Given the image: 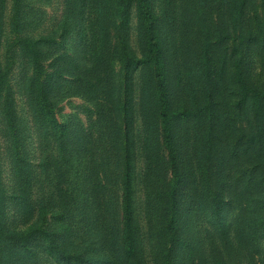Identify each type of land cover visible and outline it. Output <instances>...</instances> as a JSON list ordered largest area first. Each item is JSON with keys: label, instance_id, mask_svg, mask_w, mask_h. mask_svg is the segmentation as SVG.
Wrapping results in <instances>:
<instances>
[{"label": "trees", "instance_id": "1", "mask_svg": "<svg viewBox=\"0 0 264 264\" xmlns=\"http://www.w3.org/2000/svg\"><path fill=\"white\" fill-rule=\"evenodd\" d=\"M42 1L12 0L13 28L24 31L22 117L0 71L11 175L8 191L0 181V264L239 263L224 209L235 195L222 166L228 107L217 43L227 37L221 14L234 41L263 43L264 0L253 37L242 29L247 0H161L159 13L154 0H59L47 22ZM238 64L230 89L237 113L251 108L255 123L264 76L247 85ZM66 97L82 101V120H56ZM29 129L45 140L35 157ZM255 199L264 217V195ZM246 222L234 241L243 259L258 227L253 215Z\"/></svg>", "mask_w": 264, "mask_h": 264}, {"label": "rangeland", "instance_id": "2", "mask_svg": "<svg viewBox=\"0 0 264 264\" xmlns=\"http://www.w3.org/2000/svg\"><path fill=\"white\" fill-rule=\"evenodd\" d=\"M185 3V0H181ZM260 0H247L244 5L242 13V29L245 30L251 26V37L259 30H263L261 23L257 22L258 9ZM161 0H154V11L159 13L161 10ZM12 0H1L0 2V71L4 72L10 89L13 91L14 107L18 117H22L25 110L24 99L20 95V87L17 83V74L19 72V43L23 38L24 31L17 32L13 28L11 16ZM40 10L44 12L43 20L47 22L50 17L58 16L60 12L59 0H43L39 5ZM218 14L211 16V27L214 29ZM228 15L220 16V22L224 25L227 37L218 42L219 51L216 58H219L223 63V79L224 85L226 84V97L225 102L228 107L227 117L228 122H224L225 135L221 144L222 148V166L228 178L227 186H231V190L235 196L230 197L232 200L229 206H225L226 217L228 221L232 220V226L229 232V241L233 243L234 247L231 248L233 255L239 257L237 264H263L262 256L264 249V230L261 227L264 217L261 213L255 211L256 202L261 196L264 195V106L262 110L254 111V116L258 120L254 123L252 118L253 113L251 108L241 106L242 110L237 113L236 102L238 98L236 94L231 92V74L235 72V62L239 61V68L242 79L247 85L259 88L263 82L264 73L262 66H264V42H250V44H240L236 39L233 40L226 23ZM219 29V27H217ZM27 35L30 33L27 32ZM248 40V37L246 38ZM215 42V37H214ZM252 44V46H250ZM49 68L44 72H49ZM35 74V71L28 69L27 75ZM225 76V78H224ZM233 86V85H232ZM234 87V86H233ZM235 88V87H234ZM84 104L77 97H66L60 100L55 107V118L61 123L65 124L70 115L78 117L80 120L83 118ZM258 109V108H256ZM4 123L0 118V128ZM20 126V123L18 124ZM14 125V128L17 126ZM256 125V126H255ZM4 128V127H3ZM260 128L261 131H257ZM28 139L31 140V149L33 156H37L43 151L45 140L38 142L35 129L28 130ZM253 136L252 148L251 145L245 144V141ZM240 141V144H236ZM40 145H39V144ZM42 144V145H41ZM7 146L6 137L0 131V176L1 184L6 191L10 187V166L4 155V147ZM235 147V148H234ZM40 148V149H39ZM219 151H216V153ZM254 196V197H253ZM253 197V199H252ZM249 206V207H248ZM8 214H13V209L9 204L7 206ZM256 213H259L255 215ZM253 215L258 227L253 228V239L250 240L251 247L250 256L243 259L238 252L242 251V247L237 248L234 241L238 237V224L247 229V218ZM244 233V231H243ZM247 250V249H246ZM243 249L242 252L246 251ZM249 251V249H248ZM235 264V262H232Z\"/></svg>", "mask_w": 264, "mask_h": 264}]
</instances>
